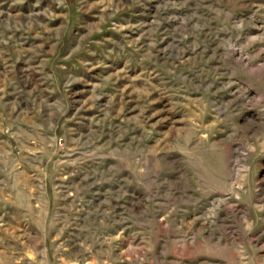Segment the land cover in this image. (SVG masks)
<instances>
[{
  "label": "rangeland",
  "instance_id": "1",
  "mask_svg": "<svg viewBox=\"0 0 264 264\" xmlns=\"http://www.w3.org/2000/svg\"><path fill=\"white\" fill-rule=\"evenodd\" d=\"M0 264H264V0H0Z\"/></svg>",
  "mask_w": 264,
  "mask_h": 264
}]
</instances>
